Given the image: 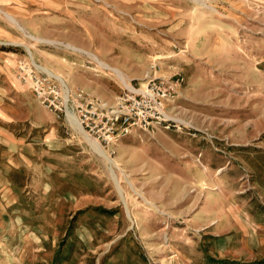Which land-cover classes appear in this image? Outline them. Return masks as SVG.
<instances>
[{"label": "rangeland", "instance_id": "obj_1", "mask_svg": "<svg viewBox=\"0 0 264 264\" xmlns=\"http://www.w3.org/2000/svg\"><path fill=\"white\" fill-rule=\"evenodd\" d=\"M0 9L47 40L0 11V264H252L205 224L235 190L264 189V0H0ZM64 44L131 86L180 73L168 112L181 128L136 129L102 146L114 165L99 157L17 79L21 61L35 65L28 46L69 93L111 103L128 89ZM253 254L264 264L263 250Z\"/></svg>", "mask_w": 264, "mask_h": 264}, {"label": "built area", "instance_id": "obj_2", "mask_svg": "<svg viewBox=\"0 0 264 264\" xmlns=\"http://www.w3.org/2000/svg\"><path fill=\"white\" fill-rule=\"evenodd\" d=\"M17 79L28 84L38 102L57 117L69 123L68 114H73L84 132L102 146L115 145L136 129L181 128V122L168 112L184 80L178 72L149 76L143 86L128 87L111 103L81 89L67 93L51 76L26 61L20 62Z\"/></svg>", "mask_w": 264, "mask_h": 264}, {"label": "crops", "instance_id": "obj_3", "mask_svg": "<svg viewBox=\"0 0 264 264\" xmlns=\"http://www.w3.org/2000/svg\"><path fill=\"white\" fill-rule=\"evenodd\" d=\"M13 165L11 160H7L4 166L11 170ZM9 169L4 168L3 172H10ZM253 187V191L249 189L235 190V199L234 196L231 197L229 209L220 203L225 209L222 206H217L219 211L215 219L208 220L205 224L209 226L214 222L220 237L229 235V249L232 258L239 259L246 256L247 260L244 262H251L252 264L255 260L253 253L259 250L264 251V189L258 185ZM255 189L261 195L257 196ZM246 192L248 195L250 192L252 193L248 199L243 200L239 194Z\"/></svg>", "mask_w": 264, "mask_h": 264}, {"label": "bare ground", "instance_id": "obj_4", "mask_svg": "<svg viewBox=\"0 0 264 264\" xmlns=\"http://www.w3.org/2000/svg\"><path fill=\"white\" fill-rule=\"evenodd\" d=\"M0 11L4 14L5 17H7V19H9L17 28H19L21 31H23L28 37H30V38H32L34 40H37V41H47V40H45L43 38H40V37H38V36H36L34 34L28 33L26 31L25 27L22 26L18 22V20L14 18V16H12L11 14H9V13L1 10V9H0ZM64 46L69 48V49H71V50H73V51H76V52H79V53H83V54L89 56V58L94 60L99 66L115 72L116 75L120 78V80L126 86L131 88V85H129V83L127 82V78H126L124 72H122V70L117 69V68H113L107 62H105L101 58H99V56L96 55L95 53H92V52H90L88 50H85L83 48H80V47H77V46H74V45H71V44H64ZM27 50H28V55H29L30 59L38 67V69H41L44 72H46L48 75L53 76L54 78H56L61 83V85L63 86V89L65 90V92H67V93L70 92V88H69L68 84L65 82V80L63 79V76L61 74L55 73L51 69L47 68L46 66L37 63L34 60L33 53L29 50L28 46H27ZM68 119H69L70 123L73 125V127L77 130V132H79L80 135L82 136V138L88 143V145L91 147V149L93 150V152L95 154H97L99 157H101L106 162L110 163L111 165L115 164V161L112 159V157H109L110 155L109 156L107 155V153H106L105 149L102 147V145L97 140H95L94 138H92L91 136H89L87 133L84 132V130L81 128V126L79 125L78 121L76 120V117L73 114L69 113L68 114ZM110 172H111L112 177L115 178V176L113 174V170H112L111 167H110ZM115 182L117 183L116 185L118 186V190L120 192V189H119L120 187H119L117 179L115 180Z\"/></svg>", "mask_w": 264, "mask_h": 264}]
</instances>
